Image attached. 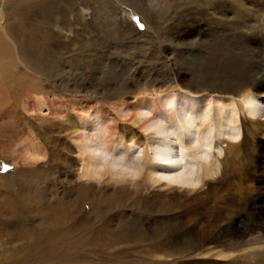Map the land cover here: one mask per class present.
<instances>
[{
	"label": "rangeland",
	"instance_id": "rangeland-1",
	"mask_svg": "<svg viewBox=\"0 0 264 264\" xmlns=\"http://www.w3.org/2000/svg\"><path fill=\"white\" fill-rule=\"evenodd\" d=\"M56 1L55 8L64 7L61 14L65 21L60 23L54 17L46 26L48 35L35 31V38L50 48L47 66L54 71L51 79L32 69L24 60L27 54H21L15 46L10 30L18 16L9 11L5 24L0 20V36L12 58L1 62L10 65L12 77L18 78L9 82L12 85H5L4 80V86L0 85V264H70L67 257L53 254L51 241L55 234L60 235L54 243L62 247L61 234L65 232L63 223L52 214L57 207H62L64 214L67 208L71 216L75 214V219L69 220L72 230L87 219L98 227L108 225L114 236H103L112 245L100 248L93 257L80 258L77 264H110L107 257H120L127 264H158L155 258L161 254L194 257V249L185 246L190 244L187 237L176 240L169 228L175 221L193 217V212L202 214L197 223L211 226L214 231L208 239L219 244L218 238L223 237L220 232L227 225L239 226L244 220L246 204L252 208L263 203L264 117L254 123L244 109L238 110L242 88L236 80L248 74V88L264 85V0H231L234 6L225 3L221 9L212 8L218 15L234 17L233 22L245 20L249 30L205 23L207 2L203 0ZM134 1L138 2L135 8ZM39 27L35 29L42 31ZM228 50L234 56L227 54ZM30 57L36 59L38 55L31 53ZM2 79L0 74V83ZM169 92L194 95L201 106L209 108L204 126L209 127L210 134L202 138L203 126L194 127L188 141L195 142L183 149L191 153L187 160L190 164L185 162L190 172L186 165L179 170L151 173L148 166L160 164L150 150L154 142L168 137L175 142L177 135L173 131L168 137L153 135L156 124H147L152 115L161 116L159 124L168 123L167 112H161L158 104L152 108L145 105L143 118L137 115V107L154 94ZM254 95L264 99V92ZM39 96L47 104L42 111L36 106ZM218 98L233 99L234 106L230 104L229 108L237 112L238 121L228 120L220 128L213 124L214 112L220 107ZM89 116L93 121L85 120ZM78 117L87 122L88 128L93 125L97 129V137L92 138L85 130L73 138L76 132L68 122L81 125ZM245 121L249 125L242 129ZM89 138L96 144L119 140L118 147L125 151L124 160L128 161L119 166L111 163L104 150H90L102 163L94 170V177L83 178L84 158L77 145L81 141L78 139L84 142ZM203 141L206 146L200 150ZM175 143L176 147L182 142ZM238 143H242V157L234 159L226 149ZM225 154L234 159V171L226 168L221 176L220 161ZM242 162L246 167L240 169ZM102 170L106 173L100 177ZM81 194L84 199L78 201ZM260 231L264 233V228ZM205 232L201 230L199 235L208 236ZM262 254L257 253L258 257H264ZM243 259L244 264L249 263Z\"/></svg>",
	"mask_w": 264,
	"mask_h": 264
},
{
	"label": "bare ground",
	"instance_id": "bare-ground-1",
	"mask_svg": "<svg viewBox=\"0 0 264 264\" xmlns=\"http://www.w3.org/2000/svg\"><path fill=\"white\" fill-rule=\"evenodd\" d=\"M64 1H69L66 3L70 4L74 0H72V1L64 0ZM195 1L196 0H192V2H195ZM203 1L207 2L205 4V5H207L205 8V10H207V12L206 11L204 12L207 14V16L203 15V20L205 23L212 22V24H215L216 26L219 24H222L225 28H233L236 25H238V28H247V29L249 28L250 24L248 26L246 24L245 20H243L242 23H239L237 20L236 21L234 20V22H233L234 17L233 18H227L225 16H221L220 14L218 15L212 9L214 6H216L217 9L218 8L221 9V7L224 6L223 4H225V3H229V5L234 6L233 1H231V0H203ZM79 2L82 4H86L88 2V0H80ZM131 2H133V0H131ZM136 4H138V2L134 1V3H133L134 6L132 4L131 5L135 8L137 6ZM205 5H204V7H205ZM63 8H62V6L59 8H55L53 6V0H0V20L1 21L3 20L4 24H5L7 13L9 11L14 13L15 16H18V18H19V19H17V22H16L17 25L15 23V25L11 26L12 29L10 28L11 29L10 32H12L11 36L15 39V41H14L15 46H17V48L21 52V54H23V53L27 54L24 57V60H26L30 63V65H31L30 67L32 69H34L35 71L39 72L40 75L44 76L46 79H51L54 76L53 75L54 71H52V69L47 66L50 63V61H48L49 60V58H48L49 53L48 52L50 51V48H48L47 45L41 43V41H39L35 38V31L36 32L38 31L37 34L43 33V36H45V34H47L46 33L47 32L46 26L51 25L50 23L53 21L54 17H56L57 21H59L60 23L64 22L65 19L62 17V14H61ZM27 20L28 21L31 20L30 21L31 23L29 24L27 22ZM21 21H26L25 22L26 24L21 22ZM38 25H40L39 28H42V31H41V29H38V28L35 29L36 27H38ZM4 28H5V26H4ZM7 30H8V28H7ZM222 45H224V44H222ZM10 51L11 50L8 48L6 42L3 41L1 36H0V63H1L0 64V74L3 78L1 81L2 83H0V85H3V86H4L3 80L5 81V85H7V84L10 85L11 83H9V82L13 83L14 81H18V78L12 77V72L10 71L11 70L10 65L1 62V61H10L12 59L10 54H9ZM31 53H35L36 55H38V58L33 59V57H30ZM40 53H42V57L39 56ZM228 53L231 56H234V52H232V51L230 52V50H228L227 54ZM234 58H236V57H234ZM238 58H237V60H238ZM246 76H243V78H242V76H237V80H236L237 83L236 84H238L239 87L242 88V90H241L242 93L240 96L241 100L239 101L237 107H238L239 111L240 110L242 111V109H244L246 112V117L248 119L253 120L254 123H257L259 121L260 117H264V114L262 113V111H263V102L262 101L264 99L257 96V95H254V94L264 92V85L263 86L261 85L260 87H256V88H252L251 86H249L250 88H248V86H247L248 81H247V79H245ZM244 87H246V88L243 90ZM155 95L156 94H154V96L149 97L150 99L148 98L149 100L147 102L145 101V103H143L142 106L137 107L138 108L137 115L141 118V116L143 115V112H144V111H142V108L145 105H146V107L148 106V107L152 108L158 104L162 108L161 112L163 111V112L168 113V114L166 113V116H165V118L168 120V123L165 125H161V123L159 124V121L161 120L160 119L161 116H159V115L153 116L152 115V117H150L147 120V122H149L147 124H149V125H155L156 124L157 127L154 130L155 132L153 133V135H156V136L160 135L162 137L163 136L165 137V135L167 136L168 133L170 135V131H173L175 133V135H177V138H175V139L180 140L182 143L175 147V145H176L175 142H177V140L175 142L171 141V140H167L168 138L171 139V137H168V136H167L168 137L167 139L165 138L166 140L162 139L160 141L154 142V144L152 145V148L150 150H152L151 152H152L153 158L159 160L160 164L159 165L157 164L158 166L157 165L156 166L155 165H152V166L147 165L149 168V171L151 173L153 171H155V173H156V171L158 169L160 171L161 170L173 171L176 169L179 170V168H185L187 163H189V162H187V160L190 158V155H188L190 152L188 154H186V152H184L183 149H185L186 146L189 148V145H192V143L195 142L194 139L191 141H188V139L192 138V136H193L194 127L195 126L197 127L198 124H199L198 127L203 126V128L200 129V130H202L201 136H200L202 138L204 136L206 138L207 135L210 134L207 131L209 127L207 128L206 126H204V124L206 123V122L204 123V120L206 119L205 117L210 112L209 108H205V107L201 106V103L198 101V98L194 95L187 97V96L183 95V93H182V95H179V94L171 93V92H169L167 94H163V95H156V96ZM195 97H196V99H195ZM226 101H227V104L225 105L224 102H226ZM228 101H229V103H228ZM217 102H218V104H220V107L216 106L217 108L214 112L213 124L215 126L220 128L223 126V123L226 125L228 120H233V122L238 121L237 112L235 110H232L233 109L232 107H231L232 109L229 108L230 104L232 106H234V101L232 98H228V99L227 98L226 99L218 98ZM36 103H37V105H36L37 109L41 110V111L43 108H45L47 106L45 99L42 96H39L37 98ZM226 107L228 108V110L224 111ZM127 114H129V113H127ZM173 116L176 118V120L173 118ZM163 117L164 116H162V118ZM79 118L80 117H78V119ZM85 118H86V116H85ZM142 118H143V116H142ZM80 120L82 122V118H80ZM85 120L90 121V120H92V118H91V116H89ZM163 120H164V118H163ZM136 121H138V120H136ZM88 123H91V122H88ZM68 124H69L72 132L78 133V134L74 133L73 138H75V135H79L81 133H84L85 130H88L90 132V136L92 138L97 137L95 134L97 129H95V127L93 125L88 128V126L86 125L87 122H82L81 125H77V123H73V122L69 121ZM145 125H144V129H145V127H147ZM247 125H249V123L247 121L244 122V125L241 124L242 129L246 128ZM148 129H149V127H148ZM103 132H105L104 133V135H105L106 129H105V131L103 130ZM249 135L253 136V133H252L250 127H249ZM82 136H83V134H82ZM133 137H134V135L131 136L130 140H132ZM174 137H176V136H174ZM92 138H89L91 140H89V139L85 140L84 139L85 140L84 142H81L82 139H78L81 141H80V144L77 146L79 147L80 155L84 158L82 169H81L83 178L84 177H90V178L94 177L93 176L94 170L98 169V168L100 169V167H101V163H102L101 159L96 158L94 155H91V153L89 152L90 150H91V152L97 151L99 149L104 150L107 153V155L109 156L110 160L112 161L111 163H115V164L119 163V166L121 164H125L128 161V160L127 161L124 160L125 159L124 158L125 157L124 156L125 151H122L118 147V143L120 142L119 140L113 141V140H107L106 139L105 143L96 144L92 140ZM114 140H115V138H114ZM120 140L122 141V139H120ZM77 141H75V142H77ZM204 142L205 141L200 142L201 144H199V147H198L200 150L205 149L206 145H204ZM241 144L242 143L232 144L233 147H232V145H229V147H227V149H226V152L229 153V155L234 154L235 155L234 159H235V157L236 158L242 157V152H239L241 149V147H240ZM129 148H127V150ZM175 148H176V150H175ZM198 148H196V149H198ZM246 153L247 152L245 151L244 154H246ZM234 159L232 160L231 158H229V156H227L225 154L222 161H220L221 166H222L221 176L224 173V170L226 168L229 170V172L234 171L233 170L234 169V165H233ZM185 162H187V163H185ZM129 165H132V164H129ZM187 167H188V165L186 166L185 169H187L189 171L190 168L189 167L187 168ZM244 167H246V165L244 164V162H242V164L239 168L243 169ZM231 168H233V169H231ZM263 169L264 168H262L261 170H263ZM181 170H183V169H181ZM208 171L211 173L213 171V169H211V167H210ZM189 172L186 171L185 173H187V175H188ZM262 172L263 171H261L259 173H262ZM105 173L106 172H104V171L102 173H100L99 174L100 177H102ZM159 173H161V172H159ZM149 175H151V174H149ZM162 175H161V177H162ZM227 175H228V172H226L225 177ZM96 176H98V175H96ZM147 177H148V175H147ZM153 177H154V175H153ZM161 177H160V179H161ZM148 178H150V176ZM154 178H156V177H154ZM263 179H264V177H263ZM153 184H155V183H153ZM206 184H207V182L204 183V187L206 186ZM171 190H174V189L171 188ZM206 190H207V188H206ZM208 195H209V192L207 193V196ZM201 196H203V195H201ZM220 196L218 198H220ZM213 198H215V197H213ZM221 198H223V197H221ZM83 199H84L83 194L77 196L78 201L83 200ZM223 200H224V198H223ZM223 200H221V201H223ZM74 201H75V199H74ZM203 203H202V205H203ZM214 203H212V204H214ZM63 204H65V203H63ZM202 205H200V207ZM57 206H59V205H57ZM73 206H76V205L74 204ZM218 207L216 205L217 209H218ZM69 208H71V207H69ZM220 208H221V206L219 207V209ZM210 209H212V208H210ZM244 210H245V217H244V220L241 223H239L240 224L239 226H235V223H230L229 225H227V227L225 229H223L220 232V234L223 237L218 238L219 244H213V242H216V241L211 242V240L208 239V237H210V233H212V231H214L213 228H211V226L207 228L203 225L199 226L200 223L199 224L197 223V220H199V218L202 216V214L200 212H198V213L193 212V217H191V218L187 217L185 219V221H175L173 223V225L170 224L171 226H169V228L172 232L171 235L175 236L176 240H181V238L183 239V237L184 238L187 237V240L190 242V244H185V246L186 247H192L194 249L193 250L194 257H191V256L190 257L189 256L188 257L187 256L186 257H178V256L177 257H168V255L164 256V254H163L164 257L163 256L161 257V255H162L161 254L159 257H156L155 259L158 260V262H159L158 264H186V262H189L188 264H212L213 260H214V264H218L219 262H220V264L221 263L222 264H244L241 260V258H244V259H248V262H249L248 264H264V257L263 256L258 257V255H257L258 252H261V254L264 253V233H261V231H260V228H264V217H262V214L264 213V197H263V203L262 204H256L252 208L248 204H246ZM195 211H196V209H195ZM211 211H213V210H211ZM241 212H243V215H244V211H241ZM72 213H74V212H72ZM215 213H216V211H215ZM220 213H218L219 216H220ZM52 214H53V217H55L56 221L60 220L61 223H63V225H61V228L65 229V230L63 229V231H65V232L63 234H61L62 247H59L56 245V243H54V242H56V240H58L57 238L60 235L57 236L55 234V239H53L51 241V244L53 247V254L56 253L58 255H61V257H67L70 264H77L75 262H78V260L82 257H93L94 256L93 254H95L100 248L104 249L106 247H109V245H112V243L109 244L108 242H105L104 237H103V236L114 237V236H111V234L109 232L108 225L98 227V226H96L95 223H92L93 220H92V222H90L89 220L85 219L84 223L82 222V224H80L81 225L80 227L74 228L72 230V228H70V226H69V224H71V223H69V220L72 219V221H73L75 219L74 218L75 214L73 216H71L72 214H70V212L68 211V208L66 209L65 214L63 212L62 207L54 208L52 211ZM196 214H197V216H196ZM213 214H214V212H213ZM216 214H215V216L218 217ZM212 215H211V219L214 217V216L212 217ZM203 218L204 217H202V219ZM223 218H224V216H223ZM204 220H206V219H204ZM119 222H122V221H119ZM119 224H122V223H119ZM83 225H85V226L83 227ZM124 226L125 225H123L122 228H126ZM117 227H118V225H117ZM201 230L206 231L205 233H209V235L208 236L204 235L203 237H201V235H199V234H201ZM190 238H193V240H191ZM157 239L158 238H156V240ZM61 241H59V242H61ZM149 242H150V240H149ZM194 243H196V244H194ZM154 245H155V243H154ZM198 249H200L202 252H199L200 250H198ZM262 255H264V254H262ZM259 256H261V255H259ZM104 258H102V259H104ZM150 258L152 259V257H150ZM85 259L88 260L87 258H85ZM208 260H212V263H208L207 262ZM106 261L109 262L110 264H127L128 263L120 257H111V258L107 257ZM152 262L153 261H145L144 264H151ZM81 263L82 264H88L87 262H85V263L81 262ZM152 264H154V263H152Z\"/></svg>",
	"mask_w": 264,
	"mask_h": 264
}]
</instances>
